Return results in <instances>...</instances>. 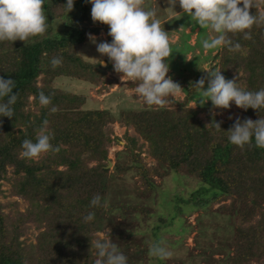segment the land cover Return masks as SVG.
Returning <instances> with one entry per match:
<instances>
[{
    "label": "trees",
    "instance_id": "16d2710c",
    "mask_svg": "<svg viewBox=\"0 0 264 264\" xmlns=\"http://www.w3.org/2000/svg\"><path fill=\"white\" fill-rule=\"evenodd\" d=\"M64 3L66 0H44L48 27L43 36L33 38L34 42H0V78L13 79V94L18 93L12 105L13 117H0V181L7 179L11 195L29 205V211L12 217L3 212L0 204V264H94L86 250L85 233L92 226L82 218L92 211L94 222L103 212L102 207L90 208L89 201L97 194L102 203L104 201L103 192L109 180L107 148L113 143L107 125L112 119L106 111L85 109L83 95L58 91L49 84L56 78L66 77L103 87L102 72L113 69L109 64L103 68L99 63H88L77 56L76 51L88 30L82 27L83 21H91L88 16L91 5L85 0H75L73 10L67 15L62 6ZM254 4L255 7L249 9L250 15H264V0H255ZM250 31V40L243 39L241 34H229L234 43L241 45L243 54L218 48L211 58L213 67L206 72L221 71L226 79H233L232 72H240L237 83L245 90L257 91L264 88V22L254 24ZM110 39L107 35V40ZM169 46L174 52L180 45L169 43ZM53 57L62 58V63L55 68L49 63ZM40 76L42 82L38 87ZM136 83L129 84V88L134 89ZM191 84L188 90L182 89L184 100L181 103L171 97L163 107L144 105L138 112H121L122 124L132 126L139 134L155 165L149 168L142 164V145L137 144L136 137L125 135L132 167L125 169L117 162L113 169L121 173L135 167L140 177L137 188L148 194L156 187L153 177L162 178L171 172L185 173L202 184L186 202L195 204L199 200L209 205L218 200L230 201L228 212L237 219V235L246 239L232 261L242 264L249 256L264 251L261 247L264 237V149L255 147L254 141L243 147L230 144L227 131L233 123L219 121L214 115L219 109H214L211 102L190 109L188 105L195 98L193 90L196 89ZM40 92L51 97L47 107L38 102ZM53 106L55 112L50 111ZM200 113L206 115L209 127L200 123L197 118ZM258 118L264 119V109H242L239 119L256 121ZM45 119L52 133L50 143L59 146L60 150L43 154L37 161L22 158V141H35ZM215 122L219 123L220 130L211 125ZM91 162L96 165L90 167ZM60 167L64 169L61 171ZM8 169L10 178L6 177ZM204 191L212 193L207 201L200 199ZM253 219H257L256 223L247 227ZM27 222H33L36 228L45 227V232L38 237V246L45 248L43 254H49L47 260L40 258L33 263L24 254L18 238L25 231Z\"/></svg>",
    "mask_w": 264,
    "mask_h": 264
},
{
    "label": "rangeland",
    "instance_id": "374dc122",
    "mask_svg": "<svg viewBox=\"0 0 264 264\" xmlns=\"http://www.w3.org/2000/svg\"><path fill=\"white\" fill-rule=\"evenodd\" d=\"M144 5L157 12V18L161 21L164 30L168 32L169 43L180 45L166 60L169 64L167 75L182 89L188 90L189 83L203 76L207 77L201 71L206 72L213 67L211 58L216 49L205 51L199 41L215 34L209 30L200 29L187 16L179 15L181 12L179 5L173 9L176 13L167 9L169 5L166 0H144ZM88 16L91 20L90 13ZM82 27L88 30L82 45L76 51L77 56L88 63H100L98 60L102 59L106 66L111 65L107 57H101L97 53L95 44L88 38L91 34L96 37L97 43L108 41L106 35L108 27L93 23L92 20L83 21ZM94 29L98 32H90ZM232 75L238 80L241 73L232 72ZM119 76L120 74L114 71L102 72L100 80L103 87L92 86L87 82L66 77L56 78L49 84L52 89L58 91L83 95L86 98L85 109L106 111L112 119L107 125L111 129L113 143L107 148L106 170L109 180L103 192V212L94 222H88L92 228L85 231L88 239L86 250L91 255L92 261L94 262L96 257L95 249L90 242L100 238L110 239L112 243H115L127 257V264H234L235 260L232 261V259L236 257V250L244 247L243 243L246 239L240 234L237 235V219L228 212V208L231 207L230 201H210L212 204L209 205L200 203L199 200L195 204L186 202L187 199L190 200L193 193L198 192L202 184L185 173L171 172L162 178L153 177V184L156 187L151 194H148L137 188L140 187V177L134 170L135 167L121 173L114 171L113 167L117 162L122 168L132 167V157L124 139L126 136L136 137L137 144L142 145L140 154L142 164L149 168L155 165V161L146 153V143L132 126H125L120 120L121 112H138L145 104L135 93V88H129V84H133L134 81H121ZM41 79L42 76L37 80L38 87L41 86ZM193 93L195 98L188 105L190 109H194L198 104L210 103V101L201 103L202 99H207L203 97L202 90L196 88ZM172 98L181 103L184 100V91L178 92ZM29 101L32 102V98ZM241 113L242 109L234 104H230L226 110L214 111L217 119L224 123H234L237 118H240ZM197 118L205 128L209 127L204 113H200ZM42 156L43 154L34 161ZM95 165V163H89L90 167ZM63 169V167L59 168L61 171ZM10 172V170L7 172V178H10ZM0 190L2 191L0 204L5 214L13 217L16 213L22 214L29 211L27 201L11 195V185L7 179L0 181ZM211 197V192L204 191L200 199L207 201ZM257 219L249 222L247 227L250 228V224L256 223ZM25 225L26 229L18 240L27 259H31L33 263H37L40 258L47 260L49 254H43L46 251L45 248L38 246V237L45 232V227L36 228L33 222H27ZM45 235L48 234L45 233ZM159 241H162L164 246L172 252L170 257L161 260L149 254L150 245ZM261 241V247H264V237ZM247 248L249 247H245ZM43 255L45 256L42 257ZM242 264H264V251L257 252L253 257L249 256Z\"/></svg>",
    "mask_w": 264,
    "mask_h": 264
},
{
    "label": "clouds",
    "instance_id": "9594fccd",
    "mask_svg": "<svg viewBox=\"0 0 264 264\" xmlns=\"http://www.w3.org/2000/svg\"><path fill=\"white\" fill-rule=\"evenodd\" d=\"M91 5L90 17L93 23L108 27L109 41L97 43L96 37L89 34V40L95 44L97 53L107 57L115 73L120 74L121 81H134L135 93L147 106L163 107L169 98L175 96L182 88L167 75L170 57L168 32L157 18V12L144 5V0H85ZM172 12L179 5V15L187 16L200 29L209 30L215 35L201 41L205 51L224 48L229 52H240L239 43H234L229 34H241L243 39L250 40L254 24L264 22V15H250L254 0H166ZM75 0H66L63 9L68 15L73 10ZM44 0H0V42H34L33 38L43 36L48 27L47 17L43 11ZM239 5H242L239 6ZM176 13V12H175ZM243 54V53H242ZM106 66L104 61L98 60ZM50 65L55 68L62 63V58L53 57ZM191 85L202 90L201 103L211 102L214 109H228L230 104L247 111L249 108L258 111L264 109V88L257 91L243 89L237 78L226 79L221 71L206 72ZM13 79L0 78V117H13L12 105L17 100L13 94ZM7 98L6 100L4 98ZM38 102L47 107L51 97L43 92L38 94ZM55 112L56 108H50ZM220 114V113H217ZM48 120H43L38 129L35 141L24 139L20 156L28 160L38 159L42 154L58 152L59 146L50 143L52 133L48 130ZM220 130L219 123L211 124ZM228 141L236 147H243L254 141L255 147L264 149V119L256 121L239 118L227 131ZM100 195H94L89 201L90 208L103 207ZM95 213L90 211L82 219L92 221ZM95 249L94 264H127V257L110 239L97 238L91 241ZM149 254L158 259H166L172 252L162 241L153 242Z\"/></svg>",
    "mask_w": 264,
    "mask_h": 264
}]
</instances>
